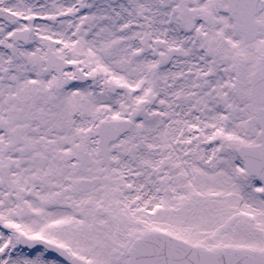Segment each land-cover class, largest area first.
I'll return each instance as SVG.
<instances>
[{
  "label": "snow or ice",
  "instance_id": "1",
  "mask_svg": "<svg viewBox=\"0 0 264 264\" xmlns=\"http://www.w3.org/2000/svg\"><path fill=\"white\" fill-rule=\"evenodd\" d=\"M0 264H264V0H0Z\"/></svg>",
  "mask_w": 264,
  "mask_h": 264
}]
</instances>
